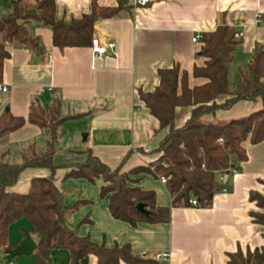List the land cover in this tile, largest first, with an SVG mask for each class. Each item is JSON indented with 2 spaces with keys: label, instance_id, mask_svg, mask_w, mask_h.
Masks as SVG:
<instances>
[{
  "label": "crops",
  "instance_id": "1",
  "mask_svg": "<svg viewBox=\"0 0 264 264\" xmlns=\"http://www.w3.org/2000/svg\"><path fill=\"white\" fill-rule=\"evenodd\" d=\"M93 1L56 0V18L69 22L89 13ZM96 1L100 6L118 7L114 16L98 19L95 25L93 38L115 42V48L104 56H94L91 44L55 46L52 28L35 20L28 21L26 27L39 46L10 43L11 56L5 61L0 82L7 87L6 91L0 89V118L8 109L27 122L0 137V163L19 164L22 152L30 145L45 147L49 131L28 117L32 107L39 105L50 111L58 99L60 115L68 118L56 127L55 158L66 152L63 162H81L91 150L112 168L127 155L123 170L148 165L158 157L152 151L168 129H160L159 120L139 91L155 90L160 84L159 71L175 65L188 73L190 87L204 84L206 78L194 76L195 67L205 64V57L199 55L201 37L219 24L235 25L241 32V42L229 65L230 87L237 85L240 71L249 68L256 46L264 47V0H152L147 5H139L136 0ZM12 9V0H0V16ZM197 35L201 37L194 41ZM225 98L219 96L218 102ZM261 106V99H243L228 109L206 113L203 119L224 122L249 115ZM193 109V105L178 106L175 125H184ZM85 133L86 140L82 138ZM245 147L246 161L234 160L235 169L229 174L216 173L222 188L209 206H173L166 183L150 173L138 175L141 178L137 185L155 191L157 205L170 207L171 211L168 222H140L136 226L112 216L109 197L100 195L102 179L93 184L84 178H64L66 170L60 168L56 183L65 202L86 200L68 216L67 223L78 228L80 235H89L108 247L130 244L142 257L168 253L167 261L157 260L159 264H230L229 253L240 249L246 253L264 246V228L251 216L252 211L262 209L250 199L252 192L264 194V140L257 144L248 140ZM49 173L45 167L27 168L11 190L26 193L33 177ZM10 226L9 242L13 247L23 240L25 231L36 240L28 218ZM0 249L3 255L4 249ZM34 251L16 256L9 264H34ZM51 257L53 264H73L69 249H55ZM97 261L96 255L89 254L80 264Z\"/></svg>",
  "mask_w": 264,
  "mask_h": 264
},
{
  "label": "trees",
  "instance_id": "2",
  "mask_svg": "<svg viewBox=\"0 0 264 264\" xmlns=\"http://www.w3.org/2000/svg\"><path fill=\"white\" fill-rule=\"evenodd\" d=\"M12 3V11L0 16V82L5 61L11 56V42L39 46L38 40L27 30L28 21L49 25L55 46H87L92 42L98 19L110 18L118 12V7L100 6L94 0L91 12L67 22L56 18V0H12ZM238 33L235 25L224 23L202 34L199 55L205 57V64L195 67L194 76L206 78L204 84L190 87L188 73L175 65L159 71L160 84L155 90L139 91L142 101L159 120L160 129H168L152 151L158 157L148 165L123 170L127 155L112 168L91 150L82 162L57 163L56 127L68 117L60 115L58 99L53 101L50 111L39 105L32 107L28 120L49 131L50 138L43 148L32 144L25 149L21 163H0V248L14 246L9 242V227L28 218L37 240L34 264H53L51 253L55 249H69L73 264H80L89 254L97 256V264H159L152 257L138 255L130 244L108 247L93 241L89 235H80L78 228L70 227L68 216L86 200L67 204L56 183V172L63 168L66 170L64 178H84L93 184L102 179L100 195L109 197L112 216L133 226L140 222L170 220L171 208L157 205L155 191L137 185L141 178L138 175L143 173L168 177L166 185L172 194L173 206H189L191 198L198 199L202 207L212 204L214 195L222 188L216 173L229 174L234 160L244 162L248 159L246 141L257 144L264 140V47L256 46L249 68L240 71L237 85L231 89L229 65L241 42ZM221 95L226 98L218 102ZM243 99H261L262 106L249 115L224 122L203 119L206 113L228 109ZM188 105L194 106L191 116L184 125L177 127L176 108ZM25 122L26 118L15 116L7 109L0 118V137ZM30 167H45L50 173L33 177L26 193L12 191L21 172ZM250 199L262 209L252 211L251 216L264 228V194L252 192ZM138 203H143L148 212H141ZM229 263L264 264V246L246 253L242 249L229 253Z\"/></svg>",
  "mask_w": 264,
  "mask_h": 264
},
{
  "label": "built area",
  "instance_id": "3",
  "mask_svg": "<svg viewBox=\"0 0 264 264\" xmlns=\"http://www.w3.org/2000/svg\"><path fill=\"white\" fill-rule=\"evenodd\" d=\"M152 0H136V3L139 4V5H147L151 2ZM260 17V16H259ZM260 19V18H259ZM237 36H241V32L237 34ZM199 37L201 36H196V37H193V40L196 41L197 39H199ZM91 50H92V53L94 56H104L105 54H107V52L109 50H112L115 48V42H109V43H103L99 37H94L92 39V42H91ZM0 89L6 91L7 90V87L6 86H3V85H0ZM232 169H235V168H232ZM160 180L163 181L164 183H166L168 177L166 176H159ZM189 205L190 206H199V202H198V199L196 198H191L190 201H189ZM168 256L169 254L168 253H155L153 255V258L158 260V261H163V260H166L168 259ZM2 264H5V262H2Z\"/></svg>",
  "mask_w": 264,
  "mask_h": 264
},
{
  "label": "water",
  "instance_id": "4",
  "mask_svg": "<svg viewBox=\"0 0 264 264\" xmlns=\"http://www.w3.org/2000/svg\"><path fill=\"white\" fill-rule=\"evenodd\" d=\"M87 134H83V139L86 140ZM224 179L227 180V175L224 176ZM138 209L143 212L147 213L148 210L146 209L143 203H138ZM37 248L36 240L30 235L28 231H25V237L23 240L20 241L18 245L15 247H7L3 250V255H0V263L6 262L7 264L14 262L15 257L19 255H29Z\"/></svg>",
  "mask_w": 264,
  "mask_h": 264
},
{
  "label": "rangeland",
  "instance_id": "5",
  "mask_svg": "<svg viewBox=\"0 0 264 264\" xmlns=\"http://www.w3.org/2000/svg\"><path fill=\"white\" fill-rule=\"evenodd\" d=\"M235 81H233L232 83H234ZM235 86H236V83H234L233 85H232V87H230V88H232V89H234L235 88ZM82 138H83V135H82ZM67 154H66V152H60V153H58V156L55 158V161L57 162V163H59V162H63V160H64V158H65V156H66ZM82 162V161H81ZM153 170H154V168H153ZM18 228V232L19 233H21V234H24V233H22V230L20 229V226H17ZM13 229H15V228H13ZM1 250V249H0ZM0 254H1V251H0Z\"/></svg>",
  "mask_w": 264,
  "mask_h": 264
}]
</instances>
